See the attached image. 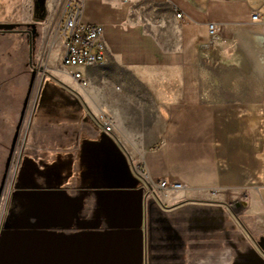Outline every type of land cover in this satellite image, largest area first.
Returning <instances> with one entry per match:
<instances>
[{
    "label": "crops",
    "instance_id": "0c3cea01",
    "mask_svg": "<svg viewBox=\"0 0 264 264\" xmlns=\"http://www.w3.org/2000/svg\"><path fill=\"white\" fill-rule=\"evenodd\" d=\"M82 9L83 24L103 28L106 59L63 67L60 41V65L52 46L46 70L29 67L35 99L0 214V264H264L253 241L264 237V99L207 102L198 80L217 66L262 77L250 43L264 35V0ZM103 112L111 131L96 119Z\"/></svg>",
    "mask_w": 264,
    "mask_h": 264
},
{
    "label": "rangeland",
    "instance_id": "374dc122",
    "mask_svg": "<svg viewBox=\"0 0 264 264\" xmlns=\"http://www.w3.org/2000/svg\"><path fill=\"white\" fill-rule=\"evenodd\" d=\"M18 0H2L5 5V8L9 11L10 8L13 7V2ZM24 1V6L26 4V0ZM31 4V12L33 8H37V12L41 11L42 8L44 11V25L47 26L45 30L41 29L40 38L36 43V50L34 51V59L30 63V67L35 66L37 71L46 70V56L49 53V50L52 46L54 48L51 51L50 60L53 57V63L55 65H60L59 54L57 52V43L60 42L58 38L57 27L59 23V18L61 11L63 10L67 0H29ZM15 49L18 48V43L14 42ZM12 59L4 64V66H0V79L3 76H7L9 74V81L7 93L3 94L0 92V185H3V188L0 192V214L3 210L4 203L7 196V187L10 178V174L7 175L6 179H4V166L7 160V150L10 148V135L12 134V126L14 125V119H12L15 110L18 107V101L15 100L16 92L19 90V85L23 81L24 84L26 82L25 73L28 72V69L24 70L23 76L18 72V51L14 49H9ZM7 65V66H5ZM8 67V69L6 68ZM203 66H201L202 68ZM205 68V67H204ZM208 67H206L207 69ZM7 69V70H6ZM9 69L11 71H9ZM211 74L208 78L212 83H219V91L222 96L229 95L234 97H242L246 99H264V91L260 94H255V83L253 82L252 75L255 74V69L249 71V74L242 73L238 71L230 72L232 75L225 77L224 74H227L223 67L217 66L212 69H207ZM254 70V71H253ZM9 71V73H7ZM200 71L199 65H195V72L198 74ZM5 76V77H6ZM198 79V78H197ZM201 81V79H198ZM263 80V79H262ZM264 85V84H263ZM36 86V84H35ZM31 98L29 100L30 109L33 103V97L35 96L34 91L31 93ZM14 118V117H13ZM12 119V121H11ZM15 160V157H14ZM13 160V162H14ZM1 187V186H0ZM259 232L254 234V240L257 241L259 239Z\"/></svg>",
    "mask_w": 264,
    "mask_h": 264
},
{
    "label": "built area",
    "instance_id": "2783aa9c",
    "mask_svg": "<svg viewBox=\"0 0 264 264\" xmlns=\"http://www.w3.org/2000/svg\"><path fill=\"white\" fill-rule=\"evenodd\" d=\"M84 0H67L61 11L57 27L58 38L62 43L61 64L66 68H78L86 65L104 63L106 59V46L103 40V28L100 25L83 24L81 22L82 3ZM182 13H176V17L181 18ZM253 22L261 21L258 13L251 15ZM215 24L210 23L208 32L210 35L215 33ZM211 74V73H210ZM73 79L79 81L82 85H87L79 71L74 70L71 73ZM200 96L207 102H219L222 95L219 91L217 80L212 83L202 76ZM97 121L102 128L108 132L111 131V119L106 113L97 115ZM160 188L179 190L183 188L182 183H168L165 179L159 181Z\"/></svg>",
    "mask_w": 264,
    "mask_h": 264
},
{
    "label": "flooded vegetation",
    "instance_id": "af4514ba",
    "mask_svg": "<svg viewBox=\"0 0 264 264\" xmlns=\"http://www.w3.org/2000/svg\"><path fill=\"white\" fill-rule=\"evenodd\" d=\"M14 3V8H10L9 11L7 10V8H5V5H3L2 2L0 3V66H4L5 63L12 59L9 49L17 50V68L18 72L23 76L24 70L28 69L29 71L30 63L34 59L36 43L37 40L40 38L41 29L44 28L43 25H41L40 21L44 20V11H42L43 9L41 8V11L37 12V8H33L31 12L27 5V2L25 6L23 5V0H18ZM29 16L30 18H28ZM15 41L18 43V48L16 49L14 47ZM6 68L8 69V67ZM31 68L36 69L35 66H32ZM9 71L11 70L9 69ZM9 71H7V73H9ZM5 76L0 79V92H3V94L7 93L9 81L12 80L9 79V74L6 77ZM21 87H23L22 82L21 85H19V88ZM32 92V86H29L27 84L26 91L21 102L22 107L19 113V117L15 124V127L12 129L13 132L10 135V148L7 150V160L4 166V179H6L7 175L10 174L9 182L11 179V169L12 166H14L15 164V156H13V153H17L18 142L22 139L23 134L25 132V128L28 124V107ZM34 99L35 96L33 97V100ZM3 184L5 183H2V185H0V192L3 186H5Z\"/></svg>",
    "mask_w": 264,
    "mask_h": 264
},
{
    "label": "bare ground",
    "instance_id": "6f19581e",
    "mask_svg": "<svg viewBox=\"0 0 264 264\" xmlns=\"http://www.w3.org/2000/svg\"><path fill=\"white\" fill-rule=\"evenodd\" d=\"M252 35H253V38H256L257 40H253V42L250 43L251 51H254V54L257 60V70L259 74L262 75L261 78H263V80L257 74L253 76V79H255L257 84L260 86L262 82H264V35L256 31L253 32ZM99 64H102V63H99ZM202 76L205 78V80H207L210 77V72H206L203 69Z\"/></svg>",
    "mask_w": 264,
    "mask_h": 264
},
{
    "label": "water",
    "instance_id": "95a60500",
    "mask_svg": "<svg viewBox=\"0 0 264 264\" xmlns=\"http://www.w3.org/2000/svg\"><path fill=\"white\" fill-rule=\"evenodd\" d=\"M4 26H10V25H4ZM236 207H237V206H236ZM238 207L240 208V207H242V205L239 204ZM253 241H254L256 247H257L260 251L264 252V237H263V236H260L259 239H258L257 241H255L254 239H253Z\"/></svg>",
    "mask_w": 264,
    "mask_h": 264
}]
</instances>
